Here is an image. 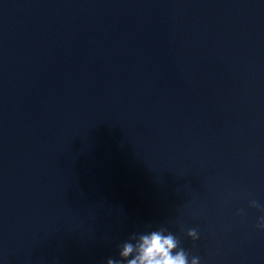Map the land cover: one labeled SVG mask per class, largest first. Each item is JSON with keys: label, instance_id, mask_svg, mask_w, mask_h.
Wrapping results in <instances>:
<instances>
[{"label": "water", "instance_id": "water-1", "mask_svg": "<svg viewBox=\"0 0 264 264\" xmlns=\"http://www.w3.org/2000/svg\"><path fill=\"white\" fill-rule=\"evenodd\" d=\"M262 215L264 0H0V264H264Z\"/></svg>", "mask_w": 264, "mask_h": 264}, {"label": "clouds", "instance_id": "clouds-1", "mask_svg": "<svg viewBox=\"0 0 264 264\" xmlns=\"http://www.w3.org/2000/svg\"><path fill=\"white\" fill-rule=\"evenodd\" d=\"M251 206L260 207L256 201H252ZM257 227L264 229V215L260 216ZM187 235L198 238L195 229H189ZM119 257L108 259L107 264H200L197 256L189 261V255L180 247L178 238L165 228L133 233L120 245Z\"/></svg>", "mask_w": 264, "mask_h": 264}]
</instances>
